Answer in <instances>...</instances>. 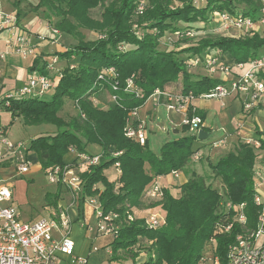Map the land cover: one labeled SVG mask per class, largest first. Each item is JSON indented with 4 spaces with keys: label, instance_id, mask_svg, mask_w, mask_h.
<instances>
[{
    "label": "trees",
    "instance_id": "obj_1",
    "mask_svg": "<svg viewBox=\"0 0 264 264\" xmlns=\"http://www.w3.org/2000/svg\"><path fill=\"white\" fill-rule=\"evenodd\" d=\"M139 3L144 8L141 14L136 13ZM241 4L244 8L238 10L236 5ZM259 6V0H148L147 5L144 0H39L35 8L53 10L59 17L55 27L76 43L53 54L66 64L59 68L49 99L12 98L3 109L12 120L21 116L25 124H55L54 133L39 136L28 146V151L36 153L44 172L49 167L62 166L69 147L99 156L98 162L85 165L79 172V202L95 197L104 213L115 211L122 219L126 210L135 215L132 221H124L116 237L108 242L110 260L131 258L133 264H208L209 258L217 256L220 264H225L227 249L244 231L235 220V209L240 204H244L246 228L255 227L262 206L254 201L253 171L259 155L256 148L264 149V131L256 130L258 147L238 139L224 155L209 163L210 174L191 171L173 190L162 186L161 199L148 202L147 208L158 209L165 223L149 228L142 216L136 215L135 207L147 200L143 192L155 178L173 170L183 171L198 151L192 147L196 135L165 142L157 157L149 150L147 141L139 145L124 135V129L130 111L141 107L155 89L200 98L225 82L193 71L195 58L204 63L207 55L228 54L235 64L264 55L260 53L264 38L257 29L252 30V35L204 37L183 48L162 50L159 39L165 32L190 38L193 28L199 26L196 22L206 23L208 14L214 11L255 17ZM97 7L101 8L100 16L92 18L89 13ZM133 21L138 30L132 29ZM81 30L96 32L98 36L85 41ZM29 71L49 74L41 55L34 58ZM129 78L142 90V97L124 90ZM179 80L178 92L166 89ZM104 93L114 96L107 108L98 106L99 100L95 98ZM66 100L77 110L68 120L58 115ZM198 115L203 120L202 114ZM89 145L99 146V153L89 152ZM111 165L119 170L113 182L103 174ZM214 179L219 180L220 189L214 187ZM224 202L231 206L224 209ZM141 243L148 244L147 256L135 263L141 252L136 247Z\"/></svg>",
    "mask_w": 264,
    "mask_h": 264
},
{
    "label": "built area",
    "instance_id": "obj_2",
    "mask_svg": "<svg viewBox=\"0 0 264 264\" xmlns=\"http://www.w3.org/2000/svg\"><path fill=\"white\" fill-rule=\"evenodd\" d=\"M143 9V4L139 3L136 7V13L141 14ZM256 22L264 30V8H259L255 17L222 12L217 29L230 28L239 33L238 36H240L243 32L251 33L255 29ZM18 23L17 16L14 13L0 11V33L6 31L9 38L6 50H0V63L5 59L8 52H13L21 57L35 55L30 34L20 30ZM47 30L48 33H36L34 37L39 40H48L52 36L51 41L57 42L60 31L54 25H48ZM232 36L235 37L236 35ZM58 61L56 56H52L50 60H45L48 75L34 71L28 75L24 84L17 88L15 92L9 91L0 94V107L8 106L12 98L42 97L47 91L54 88L59 73ZM197 62H199V59L195 58L193 65ZM244 64L248 65L244 73L233 72V75L229 77L233 66L242 69ZM203 68L208 70L210 75L215 71H221L223 76L227 78L223 79L224 83H219L208 93L200 95V98H215L220 101L221 105H224L222 102L224 98L241 97L243 100L241 113L244 118L250 112L261 109L260 105L264 106V55L252 58L246 63H235L234 65H227L222 63L218 57L207 55ZM109 71L111 72L112 69H109ZM51 76L53 77L51 78ZM124 90L136 97L143 96L142 90L134 84L131 78L126 80ZM112 99L114 100V96ZM193 99L192 94H172L165 90L155 89L141 107L130 111L124 135L139 145L146 143V120L139 116V109L149 100L154 106L164 104L168 110L184 112L185 117L181 120V126L187 127L189 130H196L195 135H197L202 119L196 114V109L191 104ZM240 126L238 124L236 129L238 130ZM242 140L247 144L259 146V141L255 138L242 137ZM68 152L74 155L71 162H65L62 166L49 167L44 173L50 183L65 188L71 203L75 204L80 200L82 189L79 172L85 165L98 162L99 156H90L85 152L75 151L73 147H69ZM192 158L194 160L199 159L197 151ZM2 162L3 164H12L16 174L29 172L32 164L28 147L21 142L10 141L5 136L4 130L0 128V163ZM169 175L177 178L179 177V171L173 170ZM159 177L155 178L143 192L144 198L149 201L159 200L163 195L162 186L158 183ZM253 184L254 186L264 184V169H254ZM85 199H89V202L93 205L96 215L95 231L110 236V241L116 237L117 231L124 221H132L135 217L128 210L124 212V219H122L120 213L115 211L104 213L95 197H85L82 202ZM254 201L261 204L262 208L256 225L252 229L246 228L244 204H240L235 209V220L244 228V231L236 236L234 243L229 247L225 264H264V204L260 202L259 195L256 192ZM11 202L12 192L10 186L0 184V264H58L60 255L70 257L71 264H85L86 256L75 255V242L71 237L72 220L63 208L60 206L56 209L52 208L46 217H42L37 221H24ZM222 205L224 209L231 206L230 202H224ZM142 218L145 226L149 228H158L165 223V218L159 210H148ZM82 227L87 237L94 230L93 226L84 221ZM229 227L230 225L226 229ZM54 230L59 232L58 237L54 236ZM106 246L108 247V243ZM90 249L91 246L88 251ZM92 250L96 251L98 248L93 247ZM110 252L109 248L108 253L110 254ZM211 261L212 264H220L217 258H213Z\"/></svg>",
    "mask_w": 264,
    "mask_h": 264
},
{
    "label": "rangeland",
    "instance_id": "obj_3",
    "mask_svg": "<svg viewBox=\"0 0 264 264\" xmlns=\"http://www.w3.org/2000/svg\"><path fill=\"white\" fill-rule=\"evenodd\" d=\"M27 2L37 3L39 0H27ZM145 4H148V0H144ZM260 6L259 8H264V0H259ZM36 4V6H37ZM238 10H243L244 6L236 5ZM53 16L56 14L53 10L46 9ZM45 7H38L37 12H32L29 15L30 21L25 24L26 31L36 32L40 29V22L45 23L46 19L44 18ZM101 13V8L97 7L90 11V16L92 18H99ZM220 11H214L213 13L208 14V21L196 22L197 26L194 27V33L192 37L181 36L177 33L165 32L164 35L159 39V48L162 50H170L173 48H183L189 44L196 43L200 38L204 37H214V36H231L238 34L233 29H217L218 22L221 17ZM58 17V16H56ZM59 18V17H58ZM136 19V17H134ZM181 24V23H179ZM56 25V23H55ZM137 23L133 21L132 29L135 30ZM255 29L260 31V37L264 38V30L262 26L256 22L254 25ZM138 30V29H137ZM83 34V38L85 41H90L95 39L98 34L96 32L90 30H81ZM60 30V37L58 39L59 46H51L47 47L48 54H46V60H50L52 58L51 52L56 48H61L62 46L65 48H69L76 43V40L68 35H64ZM253 32L247 33L243 32L241 35H252ZM60 44L62 46H60ZM62 47V48H63ZM61 48L60 51L63 49ZM260 53L264 54V46L261 48ZM219 60L222 63L223 60L231 61V57L225 54H220L218 56ZM223 59V60H222ZM73 63V62H72ZM65 60L58 61L57 68H63L65 66ZM227 64V63H226ZM195 68L193 71H197L201 74H208V70L202 68L204 66L203 61L195 63ZM229 65V64H227ZM248 68L247 64L243 65L242 69H239L237 66H233L231 68V74L229 77L233 75V72L241 74L244 73ZM24 70L20 72V76L17 79H6L4 83L6 84L5 88H3V93L5 91L15 92L18 83L24 78ZM212 77L224 79L221 71H215L211 73ZM28 77V76H27ZM181 88L180 80L166 89L171 92H178ZM2 89V87H1ZM54 93V88L47 91L42 97L44 99H49ZM101 94V93H100ZM99 100L100 107L107 108L113 101L112 97L108 93H104L100 95V97H96ZM224 105H221L220 101L215 98H194L191 101V104L196 109V114H202L203 120L201 126L198 128L197 132L203 130L208 134L207 138L203 140H199L197 137L193 140L192 147L197 148V153L199 155L198 160H194L193 158L186 164V166L179 170L180 172H184V174L179 175V177L175 178L171 175L162 176V179L158 181V183L162 186L165 182L169 180H173V184H165L163 187L173 190L175 186H177L182 179H185V174L189 176L191 171L197 174L207 175L211 173L209 168V163L214 162L217 157L223 155L228 150L234 146L237 142L238 136H236L235 130L238 127V122L244 116L241 113V101L239 98L231 100L228 98H224L222 100ZM71 101L65 102L61 111L58 113L59 116L68 120L71 116L77 113V110L72 105ZM254 111L250 112L248 116H253ZM139 116L146 120V139L149 150L157 157L160 156V149L162 145L174 139L182 138L184 136H191L196 133V130H189L187 127L181 126V120L185 117V113L180 111H172L168 110L167 106L164 104L152 105L151 100L145 104L142 109L139 111ZM247 116V117H248ZM258 117H260L258 115ZM17 119L12 120L7 126V130L5 132V136L12 142H21L25 146H30L31 140L43 136L49 135L56 131L55 124L52 123H40V124H25L23 118L16 117ZM263 120V119H260ZM264 122V121H263ZM264 126V124H262ZM177 128V131L174 130ZM240 129V128H239ZM238 129V130H239ZM257 128L255 129V131ZM242 134H246L247 131L243 129ZM87 150L91 153L99 152L100 148L97 145H89ZM256 152L259 153L258 159L262 163H264V149L256 148ZM29 155L32 159V164L30 166V170L24 174H16L15 172L9 174V170L6 171V178L2 177L0 174V184H7L10 186L12 192V205L17 209L21 219L24 221H37L42 217H46L48 212L54 207L58 205L62 198L67 197L66 203L71 201L69 195L64 194V191L61 190V186L58 184L50 183L44 173L43 170L40 169V164L37 158L36 153L34 151H29ZM4 162V161H3ZM0 163V166L3 164ZM9 167H13L12 164H7ZM260 167V166H259ZM103 174L107 177L110 182L115 181L118 178L119 170L114 165H111L104 169ZM213 185L217 189H220V184L218 179L213 180ZM256 193L259 195L260 202L264 204V184H260L259 186H254ZM58 194V195H57ZM57 197V198H56ZM151 204L153 201L144 200V203H141L139 206L135 207V213L137 212L145 215L148 210L158 211L156 208H147V204ZM76 206H79L80 211L83 214V221L85 223H89L94 227V230L89 234L87 238L84 237V241L89 243L91 249L87 252L86 262L85 264H133V260L131 258H125L122 260H110V254L108 253L109 248L106 244L110 241V236H106L100 234L95 231L96 228V215L93 210V205L89 202V199H85L82 203L76 202ZM145 209V210H144ZM161 213V212H160ZM139 216V215H138ZM234 243V242H233ZM147 243H141V245L136 247V250L141 251L139 256L135 260V263L142 262L146 259L147 256ZM93 247L98 248V250H92ZM229 249V248H228ZM227 249V252H228ZM88 250V249H87ZM226 252V255H227ZM214 258H217L214 257ZM212 257L207 260L208 264H212ZM219 261V259L217 258ZM220 262V261H219Z\"/></svg>",
    "mask_w": 264,
    "mask_h": 264
},
{
    "label": "crops",
    "instance_id": "obj_4",
    "mask_svg": "<svg viewBox=\"0 0 264 264\" xmlns=\"http://www.w3.org/2000/svg\"><path fill=\"white\" fill-rule=\"evenodd\" d=\"M36 4H37L36 2L35 3L27 2V0H0V11L8 12V13H14L17 16V19L19 22L18 25H19L20 30L30 34L32 44H33L34 49H35V55L28 56V57H21L18 54H15L13 52H8L6 54L5 59L0 63V85L2 87L0 94H2L3 88H5V86H6V84L4 83V81L6 79H17L20 76V72L23 69L25 72L24 78L18 83L16 89L21 87L24 84L27 76L32 73L29 71V68L31 67L34 58L41 55L42 60H46L45 59L46 54L49 53L47 47L49 45L54 46V47L57 45L59 46L58 41L57 42L51 41L52 36H50V38H48V40L47 39L46 40H39L38 38L34 37V34H36V33H44V34L48 33V30H47L48 25H54L55 26V23L59 20L58 17L53 16L46 9L44 11V15H45L44 18L46 19V21H45V23L40 22V24H39L40 29L36 32L26 31L24 26L28 21H30L29 15L32 12L38 11V9L35 8ZM64 35H67V34H64ZM8 42H9L8 33L6 31L1 32L0 33V50H6V45ZM60 46H62V45L60 44ZM61 48H58V49L55 48L51 52V55L53 56V54L55 52L60 51ZM62 49L64 50L65 47H63ZM225 55L230 56L228 54H225ZM223 62H225L229 65L234 64L232 57H231V61H229V63L226 60L225 61L223 60ZM6 92H9V91H5V93ZM237 98L240 99L241 107H242V101L243 100L241 99V97H236V98L235 97H228V99H230V101L237 99ZM146 104H147V102H146ZM260 106H261V109L255 110L253 116H248L246 118L243 117L242 119L239 120L238 124L241 125L240 129L235 130V133H236V136H238V139H242V137H251V138H254L255 136L257 137L256 131H255L256 128L259 131H264V126H262V124H264V122H263L264 121V106L263 105H260ZM141 109L142 108H140L139 111ZM258 115L260 117H258ZM15 119H17V118H14L13 120H15ZM260 119H263V120H260ZM11 121H12L11 114L0 107V128H2L4 130V132H6L7 126L9 125V123ZM243 129H245L247 131L246 134H242L241 131ZM174 130L177 131V128H174ZM238 139H237V141H238ZM97 153H99V152H97ZM97 153L94 152L93 154H97ZM221 156L217 157L216 160L218 158H220ZM73 158H74V155L70 152H67L64 155V161L65 162H71L73 160ZM35 160L37 161V158H35ZM261 162L262 161H260L257 158L255 168L264 169V163L261 164ZM8 170L10 172L9 174L14 172L13 167L11 168L7 164H2L0 166L1 176L3 175L2 177L6 178V176L9 175L6 172ZM182 174H184V172H179V175H182ZM185 175L186 176H185L184 180H186L188 178L187 173ZM165 176H167V175H165ZM160 179H162V176L159 177V180ZM0 180H1V178H0ZM184 180L182 179V181L180 183H182ZM173 183H174L173 180H169V181L165 182V184H173ZM165 184H163L162 186H164ZM61 190L64 191V194L68 195L65 188L61 187ZM62 199L63 200L59 201L58 206L63 208L69 214V216L72 220L71 237L73 238V240L75 242V255L86 256L87 252H88L87 249L90 246H89V243L87 241V245L84 247V245L86 244V241H84L85 240L84 237L87 238V236L85 235L83 227H82L83 214L80 211L79 206L75 207V205L72 204L71 201L66 203L67 197L62 198ZM137 213L139 216L142 215L139 212H137ZM54 236L58 237L59 232L54 230ZM58 264H71L70 263V257L65 256V255H60L59 260H58Z\"/></svg>",
    "mask_w": 264,
    "mask_h": 264
},
{
    "label": "water",
    "instance_id": "obj_5",
    "mask_svg": "<svg viewBox=\"0 0 264 264\" xmlns=\"http://www.w3.org/2000/svg\"><path fill=\"white\" fill-rule=\"evenodd\" d=\"M208 134L206 132H204L203 130H200L198 131L196 137L199 139V140H203L205 138H207Z\"/></svg>",
    "mask_w": 264,
    "mask_h": 264
}]
</instances>
